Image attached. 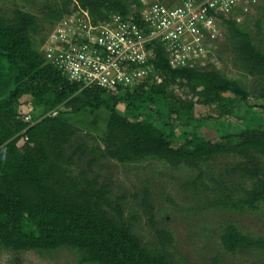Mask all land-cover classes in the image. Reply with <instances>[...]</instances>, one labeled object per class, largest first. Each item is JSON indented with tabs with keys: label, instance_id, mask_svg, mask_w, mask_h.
Returning a JSON list of instances; mask_svg holds the SVG:
<instances>
[{
	"label": "trees",
	"instance_id": "1",
	"mask_svg": "<svg viewBox=\"0 0 264 264\" xmlns=\"http://www.w3.org/2000/svg\"><path fill=\"white\" fill-rule=\"evenodd\" d=\"M164 1L160 0L174 6L184 0ZM73 6L87 11L95 22L128 16L134 6L144 8L140 0H47L41 18L23 8L0 16V249L42 257L66 250L78 264H176L170 250L174 235L157 229L150 193L144 192L142 207L156 230L154 245L145 244L135 232L139 218L125 216L126 198H114L111 183L91 177L93 167L99 160H110L124 166L158 161L174 169H200L232 156L241 162L228 173L250 186L241 188L242 197L222 191L217 206L257 211L264 204V126H253L263 118L246 105L252 97L264 102V52L246 29L248 20L224 21L234 66L260 80L258 95L213 63L174 68L160 44L153 45L152 73L136 87L111 93L83 90L49 65L42 53L49 32L46 24L60 23ZM256 10L259 34L264 5ZM175 86L188 89L186 97H179ZM25 105L41 110V118L25 122L19 112ZM196 105H217L226 117L243 121V129L223 133L226 143L202 138L198 133L205 124L194 117ZM87 111L91 116L107 115L105 131L92 147L71 123ZM72 144L76 148L69 155ZM77 155H91L87 169L78 175L72 170ZM221 241L231 253L264 251V238L246 236L234 225L225 229Z\"/></svg>",
	"mask_w": 264,
	"mask_h": 264
},
{
	"label": "rangeland",
	"instance_id": "2",
	"mask_svg": "<svg viewBox=\"0 0 264 264\" xmlns=\"http://www.w3.org/2000/svg\"><path fill=\"white\" fill-rule=\"evenodd\" d=\"M46 1L0 0V16H11L16 8H23L26 12L41 18ZM140 1L147 5L160 2V0ZM173 1L164 2L170 4ZM263 2L261 0L259 5H264ZM74 10L75 6L72 7V11ZM259 17L255 9L249 14L248 19L242 18L241 23L248 20L245 27L252 34L253 42L264 52V14L262 15L263 30L258 34L255 23ZM59 24L54 26L46 24V28L49 29L47 39L60 28ZM216 47L217 57H211L208 62L204 59V66L212 62L229 78L241 81L254 92V95H258L260 80L234 66V54L229 50L227 41L222 38L217 42ZM155 78L157 83L163 80L159 76ZM174 90L181 98L186 97L189 91L180 89L179 86H175ZM119 109L123 112L124 106L121 105ZM246 109L257 114L258 118H263V122L256 119L253 122L254 127L264 126L262 100L252 97L248 100ZM19 112L25 116L23 117L25 122H34L42 116L41 110L33 106H21ZM27 117L29 120L26 119ZM194 117L204 121L205 124L198 134L213 143H226L227 141L222 137L223 133H239L243 129V121H238L233 116L226 117L217 105L210 107L196 105ZM71 123L81 130L87 146L92 147L96 144L95 139L98 140L101 132L105 131L107 115L91 116L87 111L81 116L72 118ZM24 143L25 140L21 141L19 146L22 147ZM75 148V144H72L69 155ZM90 159L91 155L85 157L77 155L75 167L72 168L74 173L78 175L79 172L87 169ZM238 162L241 160L232 156H223L200 169L188 167L174 169L158 161L124 166L110 160H99L93 167L91 177L99 176L101 182L111 183L114 198H126L123 203L125 216L130 218L134 215L139 218L135 232L145 244L154 245L157 242L156 230L151 227L142 207L144 192L150 193L149 202L154 208L157 229L169 230L174 235V244L170 250L176 264H264L263 250L231 253L224 248L221 241L225 229L230 225H234L246 236L255 239L264 238V204L255 212H236L217 206V201L222 198L220 195L222 191L242 197L241 188L250 186V182L244 181L240 176L228 173ZM0 264H78V260L74 254L66 250L42 257L31 253L14 255L0 249Z\"/></svg>",
	"mask_w": 264,
	"mask_h": 264
},
{
	"label": "built area",
	"instance_id": "3",
	"mask_svg": "<svg viewBox=\"0 0 264 264\" xmlns=\"http://www.w3.org/2000/svg\"><path fill=\"white\" fill-rule=\"evenodd\" d=\"M260 1L184 0L174 6L141 1L143 10L134 6L130 15H114L106 22L74 10L47 39L42 53L49 65L83 90L111 93L136 87L152 73L154 44L164 47L174 68L204 67V59L217 57L216 44L226 33L224 21L241 23Z\"/></svg>",
	"mask_w": 264,
	"mask_h": 264
}]
</instances>
